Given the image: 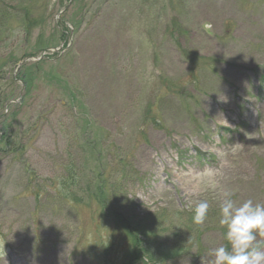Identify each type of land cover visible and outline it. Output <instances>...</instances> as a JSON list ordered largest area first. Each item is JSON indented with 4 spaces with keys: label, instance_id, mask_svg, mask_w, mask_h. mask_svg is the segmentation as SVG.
I'll list each match as a JSON object with an SVG mask.
<instances>
[{
    "label": "rangeland",
    "instance_id": "1",
    "mask_svg": "<svg viewBox=\"0 0 264 264\" xmlns=\"http://www.w3.org/2000/svg\"><path fill=\"white\" fill-rule=\"evenodd\" d=\"M18 1L0 0V264H104L130 248L120 216L173 253L144 264L230 250L218 194L193 189L264 205V0H26L27 23Z\"/></svg>",
    "mask_w": 264,
    "mask_h": 264
},
{
    "label": "clouds",
    "instance_id": "2",
    "mask_svg": "<svg viewBox=\"0 0 264 264\" xmlns=\"http://www.w3.org/2000/svg\"><path fill=\"white\" fill-rule=\"evenodd\" d=\"M205 27L211 29L212 25L208 23ZM206 190L215 191L219 196V223L227 229L225 236L231 245L230 250L225 246L211 249V264H264V248L256 242L257 234L264 236V205L254 204L251 199L237 205L232 199L233 192L218 181L196 187L193 192L200 194ZM188 207L193 212V222L204 224L209 202L197 200L190 202Z\"/></svg>",
    "mask_w": 264,
    "mask_h": 264
},
{
    "label": "trees",
    "instance_id": "3",
    "mask_svg": "<svg viewBox=\"0 0 264 264\" xmlns=\"http://www.w3.org/2000/svg\"><path fill=\"white\" fill-rule=\"evenodd\" d=\"M11 2H16V0H10ZM28 6V7H27ZM29 5H27V1L23 0V1H18L17 3H15L14 5H12L10 7V10L18 13L19 10H21L20 12L24 15V20L26 21V23L30 20L34 21V16L30 15V10H29ZM26 12V14H25ZM4 13H0V19L3 18L2 16H4ZM72 170V169H71ZM73 172L71 173V177L73 175ZM68 181V180H65ZM73 183H78L80 185L79 182H77L75 179H71L70 180ZM72 184V183H71ZM70 184V185H71ZM69 186V185H68ZM99 187V186H98ZM100 192L96 193V195H94V197L98 196V200L99 202H103L102 200V196L99 194ZM91 198H93L91 195H89ZM106 197L104 196V199ZM71 199L72 200H78V197L76 195H71ZM118 214V212H117ZM115 214H111L114 218H116V216L118 217V215ZM118 225H125L126 226V231L127 234L130 235L131 237V241H130V248L125 249L122 251V254L120 255V257H111L110 256V247H107L104 251V255H105V261L104 264H137L139 262L145 261V262H155L157 260H160L162 262H165L167 260H171L173 253L168 254V250L167 247H164V251L162 250V248L160 249V247L162 246L160 245L159 247L154 246V243L157 242V231H153L152 229L147 231L146 229H142V227H137V223L134 219H131L130 222L128 223V219H124V217H118ZM141 237L143 238L144 241L141 240ZM141 240L144 245L143 246L142 243L139 241ZM157 245V243H156ZM163 251V252H162ZM109 253V255H108ZM159 256V257H158ZM158 257V258H157ZM144 264V263H143Z\"/></svg>",
    "mask_w": 264,
    "mask_h": 264
}]
</instances>
